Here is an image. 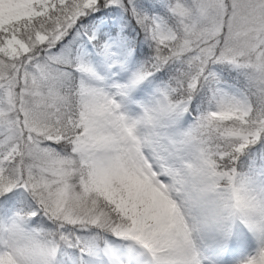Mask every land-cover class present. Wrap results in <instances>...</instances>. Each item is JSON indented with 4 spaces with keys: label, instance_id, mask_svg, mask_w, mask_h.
Wrapping results in <instances>:
<instances>
[{
    "label": "snow or ice",
    "instance_id": "snow-or-ice-1",
    "mask_svg": "<svg viewBox=\"0 0 264 264\" xmlns=\"http://www.w3.org/2000/svg\"><path fill=\"white\" fill-rule=\"evenodd\" d=\"M0 264H264V0H0Z\"/></svg>",
    "mask_w": 264,
    "mask_h": 264
}]
</instances>
